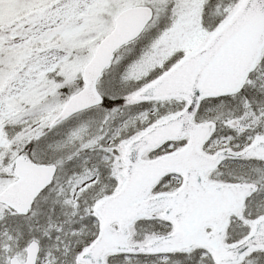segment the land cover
Listing matches in <instances>:
<instances>
[{"label":"snow or ice","instance_id":"obj_1","mask_svg":"<svg viewBox=\"0 0 264 264\" xmlns=\"http://www.w3.org/2000/svg\"><path fill=\"white\" fill-rule=\"evenodd\" d=\"M0 264H264V0H0Z\"/></svg>","mask_w":264,"mask_h":264}]
</instances>
